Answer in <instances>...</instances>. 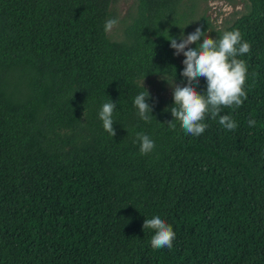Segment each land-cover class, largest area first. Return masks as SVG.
<instances>
[{"label":"trees","instance_id":"16d2710c","mask_svg":"<svg viewBox=\"0 0 264 264\" xmlns=\"http://www.w3.org/2000/svg\"><path fill=\"white\" fill-rule=\"evenodd\" d=\"M208 1L0 0V264H264V0Z\"/></svg>","mask_w":264,"mask_h":264},{"label":"rangeland","instance_id":"374dc122","mask_svg":"<svg viewBox=\"0 0 264 264\" xmlns=\"http://www.w3.org/2000/svg\"><path fill=\"white\" fill-rule=\"evenodd\" d=\"M247 3L248 0H209L202 4V8L207 9V14L210 16L216 28L219 29L231 24L241 12L246 10ZM135 5L136 0H116L113 8L117 14L118 21L109 29V34L113 39L121 38L124 24L129 18L130 13L135 10ZM215 36V33L208 31L204 38V42H211L214 40ZM192 41L193 39L190 36L180 41L176 46V52L183 64L191 66L197 71V59L188 55V50ZM142 82L158 99L168 98L174 89L186 86L184 83L162 75H154L144 79Z\"/></svg>","mask_w":264,"mask_h":264}]
</instances>
